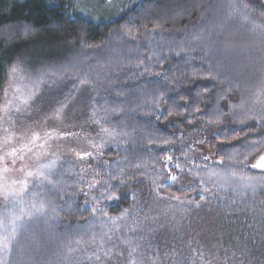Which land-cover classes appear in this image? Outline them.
<instances>
[{"label":"trees","instance_id":"16d2710c","mask_svg":"<svg viewBox=\"0 0 264 264\" xmlns=\"http://www.w3.org/2000/svg\"><path fill=\"white\" fill-rule=\"evenodd\" d=\"M137 3L139 7H133ZM230 3L248 4L256 22H264V0H137L107 22L76 14L73 0H0V101L13 82L9 69L16 63V83L30 87L43 80L36 98L47 99V111L60 105L64 111L78 108L76 121L85 122V128L76 132L87 131L92 137L83 148L59 155L57 191L47 186L31 189L46 196L57 211L19 234L11 251L0 253L3 264H97L86 257L105 234L113 237L112 244L125 235L138 241L143 235V264H152L157 252L155 264H264V206L259 203L264 192L245 197L213 190L240 202V208L254 209L225 216L216 199L200 208L185 205V215L178 202L160 199L155 190L169 174L163 167L168 155L174 157L173 164L184 163L185 153L196 163H203L200 157L205 155L215 161L242 147L246 134L254 139L261 132L253 122L240 127L242 117L232 112L240 105H255L257 110L264 105V38L229 18ZM52 72L57 75L50 79ZM85 78L89 83L81 85ZM220 140L225 141L222 149ZM84 152H91V158L77 157ZM263 153L264 146L248 163ZM121 170L126 174L123 183L109 179L120 176ZM171 172L177 174L174 167ZM94 181L98 186L87 189ZM196 186L193 176L184 173L159 192L199 201ZM122 193L127 195H121L118 204L105 200ZM92 197L98 198L103 212L87 219L96 204ZM245 199L247 203L241 202ZM125 208H134V213L118 222L122 231H109L115 225L103 213L119 216ZM4 211L0 206V213ZM253 217L251 229L240 223L253 224ZM137 221L142 222L139 229L130 234ZM93 236L96 243L91 242ZM108 264H127V259L114 258Z\"/></svg>","mask_w":264,"mask_h":264},{"label":"snow or ice","instance_id":"6c2138e0","mask_svg":"<svg viewBox=\"0 0 264 264\" xmlns=\"http://www.w3.org/2000/svg\"><path fill=\"white\" fill-rule=\"evenodd\" d=\"M71 3L72 0H69ZM142 2V0H141ZM133 7H139V3L135 4ZM261 8L264 9V3L261 4ZM229 18L239 20L244 26H250L253 33L259 34L264 38V22L257 23L255 18L249 12L248 4L237 3L235 5L229 4ZM19 65L14 63L10 66L9 77L15 83L19 78ZM56 72H52L49 78H55ZM157 76L160 73L156 74ZM79 79V77H77ZM43 80L36 81L30 87H27L24 91L20 87H13V98L8 100L6 104L0 107V126L5 124L15 126L14 116L31 114L32 102L36 99L39 91L40 85L43 84ZM89 80L87 78L80 80L81 85L88 84ZM5 97L8 95V90L5 89ZM239 111H233V116H240L242 119L239 120V126H247L248 122H253L261 132L254 138L249 139L248 136L251 134H246L243 137L242 147L235 148L233 145L229 144V147H233L231 154L225 158L221 155L218 160H211L210 156H201L200 160L203 163H196L195 159L189 161L187 159V153L184 154V163L173 164L174 157L168 155L164 162L163 167L169 169V174L166 177V181H159L156 184V194L160 199H167L169 201L178 202V206L183 210V214L187 215V211L184 210V206L187 205L191 208L193 205L196 208L202 207V205L209 200L216 199L221 205L220 214L225 216L231 215H246L254 209L240 208L238 201L235 199L227 200L224 197H220L218 194H214L213 190L218 192L219 189L231 190L232 192L241 193L245 197L251 194L253 197L257 191L264 192V154H259V159L256 163L249 164L248 161L255 156L262 146H264V105L260 106L257 110L254 105L251 108H247L244 105L238 106ZM65 105H60L55 108L54 111L45 117V121L51 120H61L64 116ZM207 109L205 108V111ZM197 112L201 110L197 108ZM219 115H223L222 113ZM159 119V117H157ZM209 124L212 121H208ZM217 123H220L219 118ZM5 135L0 138V148L6 149L0 154V197L3 198L4 204L0 205L4 207L5 211L0 213V253L8 254L11 251V247L17 241L19 234L27 229V227L33 221H42L45 217L49 216V212H55L57 209L53 208L48 202L47 197H41L39 191L31 192L32 188H40L42 186H47L50 191H57L60 181L54 179L58 171L57 165L62 163L60 157L54 155L48 149L51 144L57 140L67 139L71 133L60 131L56 128H49L44 131L43 134L40 132L32 131L30 135L21 134L17 135L9 127L2 128ZM107 133V129L103 130ZM213 135H219L218 132L213 133ZM236 139L237 143H240V138ZM21 140L23 143L16 145L15 141ZM167 143V142H166ZM11 145V147H9ZM225 146V141L220 140L218 147L223 148ZM94 147H100L94 145ZM195 152L194 148L190 149ZM77 157L81 160L84 158H91V152L77 153ZM243 157V160L240 157ZM29 157H33L35 160L34 164H25V161ZM51 157V158H50ZM178 159V158H177ZM226 159L228 166L226 165ZM20 163L21 167L16 169L17 163ZM11 164V167H9ZM140 166L137 165V168ZM174 167L177 170V174H172L171 168ZM239 169V171H237ZM12 171H19L22 177L19 179H12L9 181L7 174ZM257 173L249 175L248 173ZM189 173L193 176L194 182L196 183V188L194 190L195 195L200 196L199 201L181 200L179 196L163 197L160 196L159 189L168 183L169 185L176 183L178 175ZM126 175L121 170L120 176H110V180H117L123 183L121 176ZM82 182V181H81ZM98 186V182H92L87 185V189H94ZM109 188L111 185L108 186ZM191 188L192 185H189ZM80 191L87 196V191L85 189H80ZM31 192V198L27 199ZM121 195H127V193H122L120 195L107 196L105 197L106 202L118 204ZM134 195V194H133ZM92 200L96 201V204L92 205V214L87 219H93L98 213L103 212V208L100 201L96 197H92ZM247 203L245 199L241 201ZM255 204V201H252ZM261 206H264V201L259 202ZM9 204L11 207L9 208ZM85 205H88V201H85ZM63 210L62 208L60 209ZM134 213V208H125L122 210L119 216H109L106 212L103 213V218L107 221L112 222L115 225V229H110L109 231L121 230L119 221L126 220L129 216ZM147 219V218H145ZM239 222V221H237ZM141 221H137L131 228H129V233L134 234L140 227ZM249 229L255 226V218L253 217V224H248L247 220L240 222ZM264 228V224L261 225ZM151 231V230H149ZM113 237L111 235L105 234L101 237L100 243L97 245V250L92 251L91 255L87 256L86 259L92 261L93 259L97 264H108L114 258H125L127 259V264H143L144 256L140 254V249L142 242L144 241V236L141 235L139 241L132 238L131 235H125L120 238L119 244H112ZM92 243H96V237L91 238ZM77 249H80L81 241H75ZM111 244V247L107 245ZM120 244L124 247L120 248ZM87 249V245L84 246ZM69 252L73 249L69 245ZM102 252V255L100 254ZM201 260L204 259L203 253H199ZM158 258V252L154 254L152 258V264H155V259ZM0 264L3 261L0 260Z\"/></svg>","mask_w":264,"mask_h":264},{"label":"rangeland","instance_id":"374dc122","mask_svg":"<svg viewBox=\"0 0 264 264\" xmlns=\"http://www.w3.org/2000/svg\"><path fill=\"white\" fill-rule=\"evenodd\" d=\"M137 0H73L74 2V11L76 14L83 16L86 19L92 21H111L118 18L126 10L130 9ZM18 86L22 91L27 87L19 85L18 83L12 82L11 85L7 88L8 95L5 97L3 93L0 101V107L7 103L8 100L13 98V87ZM5 92V91H4ZM45 97L36 98L31 105V114L30 117L27 113L24 115H16L14 119L16 121L15 126L5 124L0 126V138H2L5 133L3 132V127H9L17 135L28 134L30 135L32 131L40 132L43 134L44 131L49 128H56L60 131L71 133V135L65 140H57L53 142L48 149L54 155L59 156L60 154H66L68 150H75L83 148L89 140H91V135H88L87 131L76 132L78 129L85 128V122L76 121V114L78 108H72L64 111V116L61 120H51L45 121V117L50 115L54 110L48 112L46 106L48 101ZM80 123V124H79ZM87 128V127H86ZM16 145L23 143L21 140L15 141ZM11 147V145H9ZM6 149L0 148V154L3 153ZM51 158V157H50ZM35 160L33 157H29L25 161V164H34ZM11 167V164H9ZM21 167L18 162L16 169ZM22 177V174L19 171H12L7 174L9 181L12 179H19ZM4 202L3 198L0 197V203ZM174 203H177L174 201ZM11 205L9 206V208Z\"/></svg>","mask_w":264,"mask_h":264},{"label":"water","instance_id":"95a60500","mask_svg":"<svg viewBox=\"0 0 264 264\" xmlns=\"http://www.w3.org/2000/svg\"><path fill=\"white\" fill-rule=\"evenodd\" d=\"M263 154H264V153H263ZM258 159H259V158H258ZM258 159H257V160H258ZM257 160H256V162H257ZM256 162H255V163H256Z\"/></svg>","mask_w":264,"mask_h":264}]
</instances>
